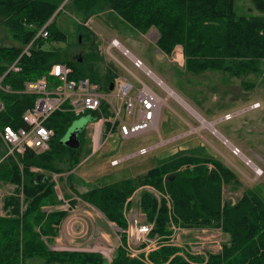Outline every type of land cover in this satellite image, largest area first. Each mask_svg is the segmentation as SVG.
Returning <instances> with one entry per match:
<instances>
[{
  "label": "trees",
  "instance_id": "obj_1",
  "mask_svg": "<svg viewBox=\"0 0 264 264\" xmlns=\"http://www.w3.org/2000/svg\"><path fill=\"white\" fill-rule=\"evenodd\" d=\"M249 1L260 15L237 17L235 0H0V24L7 26L23 46L31 42L30 54L23 55L18 61V72L7 69L23 47L0 45V74H4L1 84L14 91L6 92L0 88V102L3 103L0 126L10 124L17 128L23 124L22 114L32 106L35 96L17 91L23 89L25 81L47 74L54 63L69 65L72 69L70 78L87 77L104 90L113 83L114 75L107 74L106 79H102L98 68L88 61L90 59L86 62L79 57L69 59L65 50L53 46L66 40V32L59 28L56 20L67 7L83 14L85 19L93 9L104 6L140 33L155 28L157 48L170 55L176 46H181L184 69L188 72L198 74L214 70L234 77L261 73L264 86L261 70L264 0ZM46 23L48 36L35 37ZM93 53L91 50L86 56L99 58ZM101 110L105 116L109 114L106 106ZM85 115L93 122L101 114ZM80 116L53 112L45 122L53 135L49 148L41 153L27 149L16 158L3 157L4 146L0 141V182L15 186L13 193L3 198L5 214L0 215V264H24L26 259L33 257L42 258L44 264H144L126 256L121 246L115 248L110 261L98 251L51 249L67 211H45L43 208L62 204L51 173H62L59 164L66 158L75 157L83 130L79 133L77 149L68 148L61 140ZM33 168L50 173L35 172ZM67 169L70 171L71 167ZM236 180L235 172L221 161L184 154L169 158L142 174L93 187L76 193V196L99 210L107 221L124 229L126 201L137 189L148 185L169 195L172 219L180 226H212L228 235L227 242L218 251L205 255H181L180 247L163 245L148 254L154 262L264 264V201L250 191L235 202L223 200V184ZM75 202V198H71L69 206L72 208ZM139 204L153 226L152 234L163 237L171 234L169 208L164 198L158 200L147 189H142Z\"/></svg>",
  "mask_w": 264,
  "mask_h": 264
},
{
  "label": "rangeland",
  "instance_id": "obj_2",
  "mask_svg": "<svg viewBox=\"0 0 264 264\" xmlns=\"http://www.w3.org/2000/svg\"><path fill=\"white\" fill-rule=\"evenodd\" d=\"M234 10L237 17L260 15L249 0H235ZM73 11L67 7L58 16L57 25L66 32L67 37L64 42L54 43L53 46L65 50L66 57L69 59L79 57L80 60L86 59L85 62L90 59L88 61L98 68L102 79H106L107 74H113L114 80L125 76L135 83L132 74L118 63V61L122 62L162 97L165 104L161 108L158 128L129 140H122L115 135L107 139L102 137L97 150H94L93 146L91 136L93 127L89 115L83 114L72 123L68 132L73 128L83 130L80 137L81 145L75 157L66 158L59 164L60 166L57 165L63 171L62 173H51L56 182V194L62 200V204L46 206L43 209L45 211L66 210L67 215L62 222H65V226L72 230L73 227L76 228V225L73 224L75 220L71 218L74 213H77V219L83 218L81 221L86 229L84 234L72 236L67 231L62 232L64 240H57V244L54 240L51 247L59 250H81L80 248L83 247L95 251L102 250L107 255L105 258L110 260L118 243L113 231L115 225L111 224V227L96 208L90 209L84 201L77 198L76 193L142 174L169 158L184 154L217 159L237 174L236 181L223 184V200L235 202L243 193L250 191L264 201V86L261 82V73L234 77L227 72L214 70H206L198 74L188 72L184 69V61H181L183 55L180 58L177 57L178 54H182L179 47L170 55H165L157 49L155 28L149 29L146 33H140L104 6L93 9L85 19L83 14ZM112 38L119 40L123 47L139 58L195 113L178 99L170 96L166 90L157 87L154 81L142 71L134 69L129 59L120 51L112 49V55H110L107 52V46ZM2 44L23 47L21 40L15 39L7 26L0 24V45ZM91 50L99 58L87 57ZM261 70L264 72V61ZM250 84L253 86L248 87ZM255 102H258L259 106L250 108L249 106ZM238 111L240 112L235 114ZM227 113L232 116L223 119ZM202 118L213 123L218 132L217 135L208 128L211 124L205 121L203 122L207 125L202 124L200 121ZM220 134L230 141V144H235L234 146L239 148L241 153L251 158L243 154L240 157L233 155ZM148 146L151 147L150 151L137 154L138 149ZM113 158L125 159L113 167L110 164ZM246 158L253 159L262 170L261 175L256 176L254 168L245 164ZM253 161L252 165H255ZM208 166L212 167L211 164ZM68 167H71L70 171ZM88 168L91 169L85 170ZM32 170L50 173L37 168ZM14 188L13 184L0 182V215L5 214L2 208L3 198L13 193ZM142 189L144 188H139L131 196L129 207L134 210L139 206ZM67 198H75L76 202L72 208L68 206ZM78 208L92 211L93 214L95 213L94 218L90 219L89 215L82 216L84 212L77 211ZM98 230L106 231L109 236L105 238L110 241L107 240V242L100 237ZM94 237L104 242L95 246L96 243L92 242ZM227 240L228 235L220 228L190 227L180 234L178 244L183 253L188 247L196 246L197 253L201 252L205 255L207 252L218 251ZM24 264H44V260L33 257L26 259Z\"/></svg>",
  "mask_w": 264,
  "mask_h": 264
},
{
  "label": "built area",
  "instance_id": "obj_3",
  "mask_svg": "<svg viewBox=\"0 0 264 264\" xmlns=\"http://www.w3.org/2000/svg\"><path fill=\"white\" fill-rule=\"evenodd\" d=\"M47 24H44L38 30L35 37L40 36L46 38L48 36ZM30 47L31 42L23 46L21 53L9 65L7 71L18 72L20 70L18 61L23 55L28 56L30 54ZM112 49L120 51L123 56L129 59L133 68L141 70L154 81L157 87L166 90L165 83L115 38H112L107 46V52L110 55H112ZM118 63L132 74L135 83L128 80L125 76H120L115 78L111 89L104 90L99 84L90 81L87 77L70 78L72 69L65 63H54L51 65L47 74L34 80L25 81L23 89L17 91V93L33 94L35 98L32 106L23 112V124L21 126L17 128L12 127L10 124L0 126V141L4 146L3 157L16 158L17 155L23 154L27 149H31L36 153L47 150L53 131L45 125V122L56 111L73 113L74 115H83L92 112H99L101 114L91 124L93 127L91 136L94 142V150L100 147L99 142L102 137L107 139L115 135L122 140H129L156 129L161 108L165 104V100L139 77L134 75L122 62L118 61ZM3 76L4 74H0V88L6 92H14L8 85L1 84ZM102 106L108 108L109 114L107 116L102 112ZM258 106L259 103L255 102L249 107L256 108ZM2 109L3 103L0 102V110ZM239 112H235V114ZM231 116L232 114L227 113L223 119L230 118ZM107 125L108 128L106 129ZM215 132L216 129L214 128L212 133ZM223 142L229 146L233 155L239 157L242 155L240 149L230 144L227 139L224 138ZM150 150V146L142 147L138 149L137 154H144ZM124 159L114 158L110 164L113 166L118 165ZM245 164L251 165L252 161L246 158ZM254 172L256 176L262 174L261 169L257 171L254 169ZM140 188L147 189L158 200L161 197L166 200L170 214L169 226L171 234L166 237L152 234L153 226L147 221L145 212L141 209L140 204L136 210L129 207L128 202H130V197L126 201L123 209V217L126 221L125 228L120 229L114 224L118 242L117 246L122 247L126 256L139 259L144 264H167V262L157 263L152 261L148 254L163 245L180 247V244H178L179 236L188 228L180 226L172 219V200L168 194H162L148 185ZM84 229L86 227L83 225L80 226L81 234H84ZM97 232L99 236L104 238L100 230ZM197 248L196 246H191L190 248L188 247L185 253L180 251L179 254L203 255L201 252L197 253ZM98 252L102 253L104 257H107L104 251L99 250Z\"/></svg>",
  "mask_w": 264,
  "mask_h": 264
},
{
  "label": "crops",
  "instance_id": "obj_4",
  "mask_svg": "<svg viewBox=\"0 0 264 264\" xmlns=\"http://www.w3.org/2000/svg\"><path fill=\"white\" fill-rule=\"evenodd\" d=\"M177 47H179V49H180V51H181V53H182V49H181V46H176L175 47V49L177 48ZM158 49V48H157ZM174 49V50H175ZM159 50V49H158ZM173 50V51H174ZM160 51V50H159ZM183 54H179V56H182ZM175 60H177L176 58H175ZM184 60V58H183V56H182V60L181 61H183ZM177 61H179V60H177ZM135 69V68H134ZM136 70H138V69H136ZM141 71V70H140ZM133 73V72H132ZM134 74V73H133ZM135 75V74H134ZM153 90V89H152ZM154 91V90H153ZM180 98V97H179ZM251 104V103H250ZM189 106V105H188ZM191 108V107H190ZM157 128H158V126H157ZM221 135V134H220ZM221 137L222 138H225L224 136H222L221 135ZM96 138V137H95ZM96 140V139H95ZM230 142V141H229ZM235 145V144H234ZM245 157H248V158H251L250 156H247L246 154H244V153H242ZM260 158H261V156H259ZM114 159V158H113ZM252 161H253V159H251ZM254 162V161H253ZM255 163V162H254ZM111 166H113V165H111ZM255 166H257V167H259L256 163H255ZM113 167H115V165L113 166ZM91 168H88V169H85V170H90ZM236 177H237V174H236ZM238 178V177H237ZM138 190V189H137ZM136 190V191H137ZM65 199V198H64ZM68 199V198H67ZM71 198H69L68 200H70ZM85 204H87L88 205V207H90V209H94L95 207L94 206H92V205H90L89 203H86L85 202ZM77 211H79V212H84L83 214H82V216H87V215H89L91 218L90 219H93L94 218V214H93V212L92 211H89V210H87V209H82V208H78L77 209ZM98 212L100 213V215H101V217L103 218V219H105L104 218V215L98 210ZM66 217V216H65ZM79 219V220H78ZM77 219V213H74L73 214V217L71 218V220H75L74 222H73V224H75L76 225V228H74L73 227V230L71 229V228H69L68 226H65V222H62L60 225H59V230H58V235L54 238V240L56 241V244H57V240H59V239H61V240H64V237H63V234H62V232H65V231H67V233L70 235V236H72V235H79V234H81V230H80V226H82L83 224H82V221L81 220H83V218H78ZM106 220V219H105ZM107 221V220H106ZM108 223H109V225L111 226V224L112 225H114V223L113 222H110V221H107ZM84 226V225H83ZM112 227V226H111ZM114 227V226H113ZM97 230V229H96ZM102 233H103V236H104V238L103 239H105L106 240V238H105V236L106 237H108L109 236V234L106 232V231H102V230H100ZM113 231H114V234H115V237H116V233H115V228H113ZM98 235V234H97ZM101 237V236H100ZM66 240H67V238H66ZM107 240L108 241H110L108 238H107ZM106 240V241H107ZM107 241V242H108ZM92 242H94V243H96L95 244V246L97 245V244H101V242H104V241H102V239L101 240H97V238H95L94 237V239L92 240ZM57 249V248H56ZM81 250H83V251H95V250H90V249H86V248H80Z\"/></svg>",
  "mask_w": 264,
  "mask_h": 264
},
{
  "label": "water",
  "instance_id": "obj_5",
  "mask_svg": "<svg viewBox=\"0 0 264 264\" xmlns=\"http://www.w3.org/2000/svg\"><path fill=\"white\" fill-rule=\"evenodd\" d=\"M61 6H62V5H61ZM61 6H60L59 8H61ZM54 16H55V14L51 17V19H52ZM112 85H113V83H110V85H109V89L112 88ZM81 130H82V129L73 128V129H71L69 132L67 131L68 134H67L66 138H65V139L63 138V139L61 140V142H62L65 146H67L68 148H70V149H77V148L79 147V144H80L79 133H80ZM51 249L59 250V249H56V248H53V247H51Z\"/></svg>",
  "mask_w": 264,
  "mask_h": 264
},
{
  "label": "bare ground",
  "instance_id": "obj_6",
  "mask_svg": "<svg viewBox=\"0 0 264 264\" xmlns=\"http://www.w3.org/2000/svg\"><path fill=\"white\" fill-rule=\"evenodd\" d=\"M178 58H180L181 56H179V54H178V56H177ZM153 76V75H152ZM154 77V76H153ZM167 88V86H165V89ZM166 91L168 92V94L170 95V96H173L174 98H176V99H178L182 104H184L188 109H190L193 113H195L181 98H179L178 97V95H176L171 89H169V87L166 89ZM201 122H202V124L203 125H207L205 122H207V121H205L203 118L200 120ZM203 121H205V122H203ZM207 123H209V124H211V126L210 125H208V126H210V127H208L209 129H211L212 131H214V126H213V123L212 122H207ZM216 133V135L218 134V132L216 131L215 132ZM96 139V138H95ZM251 166L252 167H254L255 165H252L251 164ZM257 167V166H256ZM256 167H254V169L257 171V170H260V168L258 169V168H256ZM262 171V170H261Z\"/></svg>",
  "mask_w": 264,
  "mask_h": 264
},
{
  "label": "snow or ice",
  "instance_id": "obj_7",
  "mask_svg": "<svg viewBox=\"0 0 264 264\" xmlns=\"http://www.w3.org/2000/svg\"><path fill=\"white\" fill-rule=\"evenodd\" d=\"M58 71H59V69H58Z\"/></svg>",
  "mask_w": 264,
  "mask_h": 264
}]
</instances>
